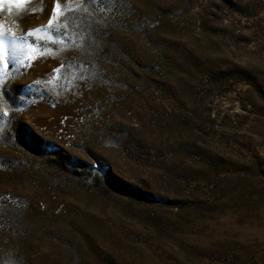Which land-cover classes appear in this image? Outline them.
Returning a JSON list of instances; mask_svg holds the SVG:
<instances>
[{"label": "rangeland", "instance_id": "obj_1", "mask_svg": "<svg viewBox=\"0 0 264 264\" xmlns=\"http://www.w3.org/2000/svg\"><path fill=\"white\" fill-rule=\"evenodd\" d=\"M0 25V264H264V0Z\"/></svg>", "mask_w": 264, "mask_h": 264}, {"label": "snow or ice", "instance_id": "obj_2", "mask_svg": "<svg viewBox=\"0 0 264 264\" xmlns=\"http://www.w3.org/2000/svg\"><path fill=\"white\" fill-rule=\"evenodd\" d=\"M4 2H7L9 4H14L17 7H21L24 4L28 3V0H4ZM52 15L59 16L60 15V6L58 3L54 4L52 7ZM52 15L49 16L48 25L51 26L53 23ZM43 27V26H41ZM39 31V29H31L27 33L28 35H31L33 32ZM4 36L5 33L3 32L2 25H0V68L5 67L4 62V55H5V47H4ZM29 59H35V57H29ZM55 71V70H54Z\"/></svg>", "mask_w": 264, "mask_h": 264}]
</instances>
